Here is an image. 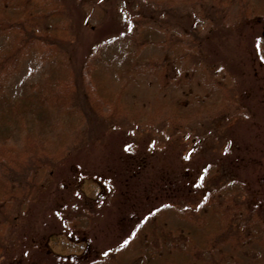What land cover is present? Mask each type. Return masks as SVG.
Returning a JSON list of instances; mask_svg holds the SVG:
<instances>
[{"label": "rangeland", "instance_id": "obj_1", "mask_svg": "<svg viewBox=\"0 0 264 264\" xmlns=\"http://www.w3.org/2000/svg\"><path fill=\"white\" fill-rule=\"evenodd\" d=\"M56 1L63 5L67 30L61 51L76 75L73 102L84 111L85 122L78 141L34 187L26 209L14 204L2 216L13 218L0 234V264H67L57 256H100L155 207L194 206L204 192L222 183L238 182L243 189L238 199L259 203L264 210V61L259 54L264 49V16L246 18L236 7L207 8L197 15L181 6L144 0ZM134 15L139 16L136 25L143 19L148 29L168 25L189 37L196 51L193 59L209 69L223 67L239 110L230 107L171 134L159 123L137 126L125 118L109 120L91 113L83 104L80 68L85 60L98 58L97 81L104 90L114 89L113 69L121 61L120 46L131 26L127 17ZM47 69L35 55L29 56L10 79L8 93L17 96ZM145 84L132 85L128 99L147 96ZM33 160L15 168L0 164V177L27 183L28 162ZM210 165L215 172L207 177ZM82 215L89 220L86 228L65 229L67 220L74 223Z\"/></svg>", "mask_w": 264, "mask_h": 264}, {"label": "trees", "instance_id": "obj_2", "mask_svg": "<svg viewBox=\"0 0 264 264\" xmlns=\"http://www.w3.org/2000/svg\"><path fill=\"white\" fill-rule=\"evenodd\" d=\"M144 1L181 6L197 15L207 8L236 7L246 18L264 16V0ZM63 16V5L56 0H0V164L15 168L34 159L28 162L27 183L0 177V234L13 218L3 219L6 210L14 204L26 209L34 187L78 141L85 122L84 111L73 102L75 72L61 51L67 39ZM138 17H127L131 26L120 46L121 61L113 69L114 89L104 90L97 81L98 58L85 60L80 68L83 104L91 113L109 120L125 118L137 126L159 123L171 134L230 107L239 110L223 67L209 69L193 59L196 51L189 37L168 25L148 29L143 19L136 25ZM47 23L50 26L44 28ZM259 54L264 61V49L259 48ZM32 55L48 69L41 80L27 82L17 96H11L10 79ZM140 81L146 83L147 96L129 100L128 89ZM207 168V177L214 174L213 165ZM231 185L207 190L194 206L155 207L100 256L57 258L67 264H264V210L259 203L247 205L238 199L242 186ZM72 225L84 229L88 217L78 216L74 223L67 220L64 227Z\"/></svg>", "mask_w": 264, "mask_h": 264}, {"label": "snow or ice", "instance_id": "obj_3", "mask_svg": "<svg viewBox=\"0 0 264 264\" xmlns=\"http://www.w3.org/2000/svg\"><path fill=\"white\" fill-rule=\"evenodd\" d=\"M128 146H126V148H127ZM124 243L126 244L127 243V241H124Z\"/></svg>", "mask_w": 264, "mask_h": 264}]
</instances>
